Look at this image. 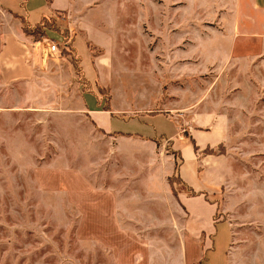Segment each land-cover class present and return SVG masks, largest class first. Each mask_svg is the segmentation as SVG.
<instances>
[{
	"label": "crops",
	"instance_id": "1",
	"mask_svg": "<svg viewBox=\"0 0 264 264\" xmlns=\"http://www.w3.org/2000/svg\"><path fill=\"white\" fill-rule=\"evenodd\" d=\"M93 1L0 2V116L19 109L43 116L52 109L56 118L69 117L72 133L93 148L105 145L100 157L110 168L89 188L99 198L89 210L91 225L108 223L133 237L141 264H264V177L237 159L264 153V0H236L245 46L203 40L182 50L178 88L170 80L174 72L139 68L131 76L114 64L110 18L91 7ZM55 10L67 12L62 27L96 93L68 90L60 79L68 73L64 57L47 43L52 36L33 39L12 15L34 22ZM233 19L238 26L239 17ZM221 35L231 40L237 33L231 27ZM16 85L23 89L20 99ZM251 134L258 135L256 146H248ZM219 144L224 153H203ZM167 146L181 158L176 194ZM219 193V203L211 200Z\"/></svg>",
	"mask_w": 264,
	"mask_h": 264
},
{
	"label": "rangeland",
	"instance_id": "2",
	"mask_svg": "<svg viewBox=\"0 0 264 264\" xmlns=\"http://www.w3.org/2000/svg\"><path fill=\"white\" fill-rule=\"evenodd\" d=\"M9 1L0 0L3 5ZM93 5L97 12L109 15L114 64L130 69L131 76L139 68L156 75L174 72L170 80L176 88L182 86V50L203 40L204 45L221 48L228 46L227 40L238 48L246 44V22L236 0H94ZM12 15L33 39H42L43 28L52 36L47 43H55V52L64 57L68 73L63 71L60 79L68 90L97 92L95 80L84 78L80 57L68 43L62 27L65 10L43 14L34 22L18 12ZM26 25L32 35L24 31ZM231 27L237 36L230 40L221 34ZM14 91L15 99H20L22 87L16 85ZM102 93L105 98L106 92ZM52 111L42 116L19 109L0 116V264H141L136 259L140 246H135L133 237L110 229L108 223L91 225L89 210L99 198L88 191L103 181L100 175L110 168L108 159L101 158L107 148L102 142L98 150L93 148L72 133L69 117L56 118ZM248 137V146H256L258 135ZM219 146L224 153L221 144L213 147L214 153ZM166 150L174 160H181L178 151L170 146ZM256 152L250 160L241 155L237 159L260 179L264 153ZM259 181L258 188L263 189ZM171 182L182 189L175 177ZM222 198L219 193L211 200L219 203Z\"/></svg>",
	"mask_w": 264,
	"mask_h": 264
},
{
	"label": "trees",
	"instance_id": "3",
	"mask_svg": "<svg viewBox=\"0 0 264 264\" xmlns=\"http://www.w3.org/2000/svg\"><path fill=\"white\" fill-rule=\"evenodd\" d=\"M15 13H16V12H15ZM21 18H22V16H21ZM47 19H49V18H47ZM27 25H28V24H27ZM27 25L25 26L24 31L27 32V33H31V35H32L33 32H31V31H33V30H31V31L29 32V31H28V26H27ZM29 29H31V28H29ZM65 32H66V31H65ZM40 34L42 35V37H47V36H49V34H48L47 31L45 30V28H43L42 30H40ZM34 39H35V40H40L39 38H34ZM107 101H108V99L106 100V103H105V105L103 106V107H105V109L108 108ZM194 148H195V150L197 149L196 146H195ZM218 148H219L218 153H222V150L220 151L221 146H219ZM214 152H215L214 149H213V148H210V147H207V148H205V149L203 150V153H207V154H213ZM178 165H179V161H176V160H175V171H174L173 175H172L171 177H169V182H170L171 187H172V190H173V192H174L175 194H176V188L172 185L173 182H171V181H172V178H173V177H175V178L179 181V176H178V173H177ZM179 183H180V182H179ZM191 193H193V192L191 191Z\"/></svg>",
	"mask_w": 264,
	"mask_h": 264
},
{
	"label": "built area",
	"instance_id": "4",
	"mask_svg": "<svg viewBox=\"0 0 264 264\" xmlns=\"http://www.w3.org/2000/svg\"><path fill=\"white\" fill-rule=\"evenodd\" d=\"M56 49H57L56 44H55V43H52V44L50 45V50H51V51H56Z\"/></svg>",
	"mask_w": 264,
	"mask_h": 264
}]
</instances>
